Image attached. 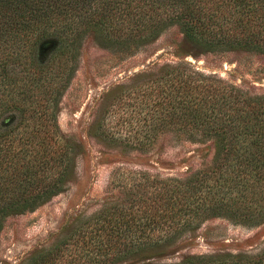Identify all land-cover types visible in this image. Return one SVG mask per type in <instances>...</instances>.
I'll use <instances>...</instances> for the list:
<instances>
[{"label":"trees","instance_id":"obj_1","mask_svg":"<svg viewBox=\"0 0 264 264\" xmlns=\"http://www.w3.org/2000/svg\"><path fill=\"white\" fill-rule=\"evenodd\" d=\"M170 27L182 34V60L153 64L118 86L112 100L124 99L125 128L107 132L137 149L165 133L209 142L211 161L184 176L135 175L128 196L106 198L99 211L82 218L66 243L77 252L63 264L150 259L213 218L264 224V91L186 59L239 51L264 57V0H0V44H15L14 59L22 63L4 76L14 88L5 103L28 100L26 138L9 117L6 128L0 123V230L7 217L34 210L72 179L76 148L60 133L58 113L83 43L91 39L125 57ZM260 244L253 251L185 254L159 264H264ZM51 258L55 264L57 256Z\"/></svg>","mask_w":264,"mask_h":264},{"label":"rangeland","instance_id":"obj_2","mask_svg":"<svg viewBox=\"0 0 264 264\" xmlns=\"http://www.w3.org/2000/svg\"><path fill=\"white\" fill-rule=\"evenodd\" d=\"M181 40L182 34L177 28L170 27L154 42L125 57L100 47L91 39L83 43L78 69L60 100L58 113L60 133L69 136L76 148L72 179L64 191L34 210L4 220L0 230V264H50L52 256H57L55 264H63L65 259H71L68 254L77 252L66 243L75 237L82 218L99 211L106 198L128 196L127 185L137 181L135 175L145 172L151 178L184 176L209 164L213 155L209 142L194 143L165 133L149 147L137 149L127 146L122 139L111 138L107 132L125 128L124 122L121 123L124 111L120 108L124 99L112 100L120 90L117 87L127 84L135 73L148 70L153 64L182 60L183 55H177ZM15 48L10 41L0 44V102L3 103L0 123L3 128L9 120L12 125L17 124L15 133L22 134L24 139L28 135L25 104L28 100L15 101L12 106L5 103L14 94V88H9L13 86L5 77L10 78L22 66L14 59ZM186 59L238 85L264 91L261 55L239 51L198 59L187 55ZM26 72L28 69L19 75ZM130 171L137 173L131 176ZM262 241L264 224L246 227L224 218H213L204 222L194 235L186 234L153 258L116 264H159L178 260L185 254L253 251Z\"/></svg>","mask_w":264,"mask_h":264}]
</instances>
